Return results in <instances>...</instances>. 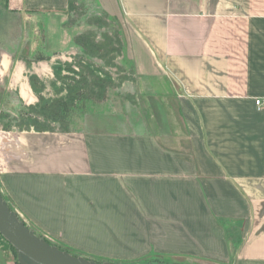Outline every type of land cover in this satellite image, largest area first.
<instances>
[{
  "label": "crops",
  "instance_id": "0c3cea01",
  "mask_svg": "<svg viewBox=\"0 0 264 264\" xmlns=\"http://www.w3.org/2000/svg\"><path fill=\"white\" fill-rule=\"evenodd\" d=\"M92 1L123 25L134 75L155 83L163 101L172 97L168 125L157 116L134 133L0 130L9 203L33 229L83 256L264 264V110L255 103L264 99V0ZM69 4L9 0V10L26 21L60 20L65 39ZM40 31L28 34L36 50ZM54 51L42 61L35 53L30 67L2 54L8 89L27 106L39 101L30 75L46 86L67 54ZM35 61L42 68L28 72ZM0 264L15 263L6 255Z\"/></svg>",
  "mask_w": 264,
  "mask_h": 264
},
{
  "label": "rangeland",
  "instance_id": "374dc122",
  "mask_svg": "<svg viewBox=\"0 0 264 264\" xmlns=\"http://www.w3.org/2000/svg\"><path fill=\"white\" fill-rule=\"evenodd\" d=\"M64 15L66 20H64L63 26L68 33L65 39L60 38L58 34L60 20L58 24L57 20L50 22L48 18L47 20L43 19V23L41 21H26L24 16L14 14L5 6L4 0H0V130L19 131L18 128H15L16 121L20 120L19 117L26 112L35 116L37 112V110L31 111V108L29 109V106L24 104L16 91L8 89L11 79L8 78L9 72L5 74L2 72V54L8 52L28 60L35 53L38 54L35 59L45 58L49 51H54L56 48L67 54L62 56L61 61L60 59L56 60L54 69L52 67L54 76H47V81L51 82L45 86L46 89L42 96L45 99H58L61 96L60 89L66 90L68 85L72 92L78 90L76 95L73 94L74 102L69 108L74 112L64 113V117H68L69 121L68 130L144 132L151 125L152 117L155 118V121L157 116L162 125H168L169 118L167 119L166 115L167 109L170 110L173 107L172 97L167 102L163 101V98L154 92V87H157L155 83L150 80H140L134 75L129 62L123 58L126 48L123 25L119 21L110 19L92 0H76V5L69 12H64ZM43 25L44 30L40 31L43 29ZM30 30L40 31L38 40L44 42L41 49L36 50L35 37L29 38ZM86 35L92 36V40L95 39V42L102 47L99 49L100 52H97V55L93 57L85 54L80 45V41ZM113 41L114 43L111 45ZM113 48L116 50L114 51ZM72 49L73 51H71ZM40 61H35L36 65L33 64V69L27 71H35L36 66L41 69L40 63L42 62ZM66 64L71 65L72 68H64ZM87 64H93L97 75L103 81H95L90 76L89 71L84 68ZM56 68H62L61 76L56 77ZM65 93L66 91L63 95ZM77 95V102H75ZM10 123L12 127L9 125ZM5 127L10 130H5ZM52 127L57 131L60 129V125L53 124ZM43 236L55 243L50 237ZM64 248L74 254H82L74 248ZM6 255L12 260V263L16 262L13 249L0 238V257ZM84 256L100 263L107 262L105 260L107 258L103 256L87 254ZM110 261L114 264H185L170 256L156 257L154 255L132 261V263L116 259Z\"/></svg>",
  "mask_w": 264,
  "mask_h": 264
},
{
  "label": "trees",
  "instance_id": "16d2710c",
  "mask_svg": "<svg viewBox=\"0 0 264 264\" xmlns=\"http://www.w3.org/2000/svg\"><path fill=\"white\" fill-rule=\"evenodd\" d=\"M4 3H5V6L9 9V0H4ZM75 5H76V0H70V4H69L67 11L69 12L70 9H72V7H74ZM91 37L92 36H90V35H86V37L80 41V45L84 49L85 54L93 57V56L97 55V52L98 53L100 52L99 49L102 47L95 42V39L92 40ZM113 43H114V41L111 43V45ZM119 44H121V42H119ZM113 50L115 51L116 49L113 48ZM108 55L110 56L111 54H108ZM42 59H45V58L44 57H42V58L38 57L36 60H42ZM26 64L28 65V67L31 66V62L28 61L27 59H26ZM68 67L72 68V66L71 65L69 66L68 64H66L64 66V68L70 69ZM84 68L89 71L88 73L90 74V76L93 79H95V81H103L97 75V72H96L97 70H95L93 64H87V65H85ZM61 71H62V68L57 69L56 77L61 76L60 75ZM29 80H30L32 89L34 90V92H36V94H38L39 101L35 105H31L28 108L29 109L31 108V111L37 110V112L35 113V116L30 115L28 112L24 113L22 116L19 117L20 120L16 121L17 124L15 125L16 126L15 128H18L19 131H21V132L31 131V130H35L37 132H63V133L71 132L70 130L67 129V125L69 124V121H68V117H64V113L70 114L71 112L72 113L74 112V111H71L69 108H71V104L74 102V100H72L73 94L76 95L78 90H74L72 92L70 85H68L66 90L60 89L59 93L61 96H59L58 99H45L42 96L44 89H46L45 84H43V82L40 81L39 77L36 74H31L29 77ZM83 81H86V80H83ZM86 83H88V82L86 81ZM65 91H66V93L63 95V93ZM77 97H78V95L75 98V102H77ZM53 124L54 125H60L59 131H57V129L52 127ZM9 125L12 127L11 123ZM8 127H5L6 128L5 130H10ZM0 191H1L4 199L8 202V204L12 208V210L15 211V209L9 203L5 194L2 192L1 185H0ZM18 216H20V215L18 214ZM21 220L24 221L23 219H21ZM26 225L30 229L34 230L38 236L45 239V237L43 236L42 233L36 231L31 226H29L27 223H26ZM0 238L4 242L8 243L11 246V249H13V252L15 253V256H16V262H14V263L20 264L18 262L17 253H16L14 247L7 240H5L1 234H0ZM46 241H48L52 245L58 246L61 250L69 251L70 253H72L70 250H68L67 248H64L62 245L53 243V242L49 241L48 239H46ZM72 254H74V253H72ZM74 255H78V254H74ZM88 259H91V258H88Z\"/></svg>",
  "mask_w": 264,
  "mask_h": 264
},
{
  "label": "water",
  "instance_id": "95a60500",
  "mask_svg": "<svg viewBox=\"0 0 264 264\" xmlns=\"http://www.w3.org/2000/svg\"><path fill=\"white\" fill-rule=\"evenodd\" d=\"M0 234L15 249L20 264H114L74 255L38 236L12 210L0 191Z\"/></svg>",
  "mask_w": 264,
  "mask_h": 264
},
{
  "label": "built area",
  "instance_id": "2783aa9c",
  "mask_svg": "<svg viewBox=\"0 0 264 264\" xmlns=\"http://www.w3.org/2000/svg\"><path fill=\"white\" fill-rule=\"evenodd\" d=\"M256 106L257 108L261 111V110H264V99H256Z\"/></svg>",
  "mask_w": 264,
  "mask_h": 264
},
{
  "label": "flooded vegetation",
  "instance_id": "af4514ba",
  "mask_svg": "<svg viewBox=\"0 0 264 264\" xmlns=\"http://www.w3.org/2000/svg\"><path fill=\"white\" fill-rule=\"evenodd\" d=\"M26 91H27L26 88H24V93H25V94H26Z\"/></svg>",
  "mask_w": 264,
  "mask_h": 264
},
{
  "label": "bare ground",
  "instance_id": "6f19581e",
  "mask_svg": "<svg viewBox=\"0 0 264 264\" xmlns=\"http://www.w3.org/2000/svg\"><path fill=\"white\" fill-rule=\"evenodd\" d=\"M11 138V137H10ZM20 217V216H19ZM21 218V217H20ZM22 219V218H21ZM28 223V222H27Z\"/></svg>",
  "mask_w": 264,
  "mask_h": 264
}]
</instances>
